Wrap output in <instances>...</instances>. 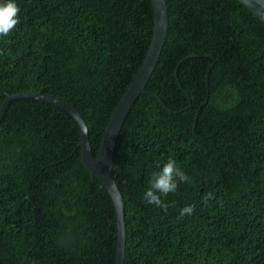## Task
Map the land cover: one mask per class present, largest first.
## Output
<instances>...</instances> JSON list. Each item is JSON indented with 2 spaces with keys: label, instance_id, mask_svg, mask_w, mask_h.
I'll list each match as a JSON object with an SVG mask.
<instances>
[{
  "label": "trees",
  "instance_id": "16d2710c",
  "mask_svg": "<svg viewBox=\"0 0 264 264\" xmlns=\"http://www.w3.org/2000/svg\"><path fill=\"white\" fill-rule=\"evenodd\" d=\"M6 0H0L4 3ZM159 59L121 126L113 178L122 195L123 264H264V22L239 0H166ZM0 37V108L41 92L83 117L97 154L148 48L150 0H15ZM64 109L11 100L0 121V264H114L113 202L81 159ZM175 160L190 178L144 199ZM194 205L191 215H180Z\"/></svg>",
  "mask_w": 264,
  "mask_h": 264
},
{
  "label": "water",
  "instance_id": "95a60500",
  "mask_svg": "<svg viewBox=\"0 0 264 264\" xmlns=\"http://www.w3.org/2000/svg\"><path fill=\"white\" fill-rule=\"evenodd\" d=\"M153 13L152 34L148 48L144 57L138 66L130 83L127 85L120 96L115 108L113 109L107 122L98 152L93 154L88 138L87 125L76 110L64 100L56 98L49 94L41 92H20L9 94L2 102L0 108V121L4 115L7 104L16 98H33L52 103L67 111L77 122L79 127V146L81 149V159L84 166L100 180L107 190L114 206L117 226L116 255L114 264H123L125 257V225H124V207L122 195L116 184L113 174V157L117 138L135 99L141 94L147 92L146 83L155 68V65L162 52L168 28V6L166 0H150ZM245 7L264 22V0H239ZM17 264H43L39 261L24 258L16 260Z\"/></svg>",
  "mask_w": 264,
  "mask_h": 264
},
{
  "label": "clouds",
  "instance_id": "9594fccd",
  "mask_svg": "<svg viewBox=\"0 0 264 264\" xmlns=\"http://www.w3.org/2000/svg\"><path fill=\"white\" fill-rule=\"evenodd\" d=\"M20 8L15 0H6L0 3V37H7L19 24ZM190 182L189 176L177 166L175 160L169 159L159 172L152 177L150 187L144 193V199L149 204H154L167 211L168 204L162 197L178 191L179 183ZM195 210L194 205H186L180 215H191Z\"/></svg>",
  "mask_w": 264,
  "mask_h": 264
}]
</instances>
